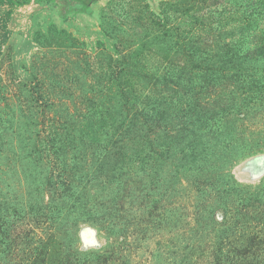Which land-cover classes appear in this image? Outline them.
<instances>
[{"label": "rangeland", "instance_id": "rangeland-1", "mask_svg": "<svg viewBox=\"0 0 264 264\" xmlns=\"http://www.w3.org/2000/svg\"><path fill=\"white\" fill-rule=\"evenodd\" d=\"M0 264H264V0H0Z\"/></svg>", "mask_w": 264, "mask_h": 264}, {"label": "trees", "instance_id": "trees-1", "mask_svg": "<svg viewBox=\"0 0 264 264\" xmlns=\"http://www.w3.org/2000/svg\"><path fill=\"white\" fill-rule=\"evenodd\" d=\"M75 1H78V2H80L82 4H84V5H87L92 0H75Z\"/></svg>", "mask_w": 264, "mask_h": 264}]
</instances>
